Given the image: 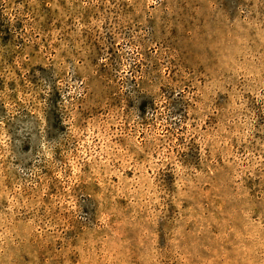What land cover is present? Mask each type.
Returning <instances> with one entry per match:
<instances>
[{
    "label": "rangeland",
    "instance_id": "1",
    "mask_svg": "<svg viewBox=\"0 0 264 264\" xmlns=\"http://www.w3.org/2000/svg\"><path fill=\"white\" fill-rule=\"evenodd\" d=\"M0 264H264V0H0Z\"/></svg>",
    "mask_w": 264,
    "mask_h": 264
}]
</instances>
